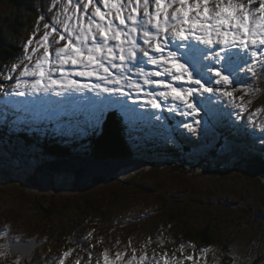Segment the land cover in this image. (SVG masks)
Here are the masks:
<instances>
[{
	"label": "rangeland",
	"instance_id": "374dc122",
	"mask_svg": "<svg viewBox=\"0 0 264 264\" xmlns=\"http://www.w3.org/2000/svg\"><path fill=\"white\" fill-rule=\"evenodd\" d=\"M192 2L190 0V4ZM242 2L247 3V0ZM36 5L38 15L23 40L25 44L29 38L34 41L28 49L32 60L23 59L25 51L22 49V59L14 64L18 65L15 71L11 72L13 65L6 69L13 77L3 82L8 94L24 65H34L37 57L42 56L38 52L44 51L40 42L45 21L39 17L44 15L51 22L56 13L62 11L63 0H36ZM24 6L22 13H27ZM259 6L260 0H253L249 5L252 9ZM176 7L179 5L170 6L169 12ZM208 7L215 10L214 0H209ZM13 10L12 0H0V30L7 29L3 17ZM32 48L36 49L35 53ZM243 59L247 56L241 53L240 60ZM251 88L257 90L234 91L232 103L227 99L217 103L215 98L209 97V103L201 105L200 115L196 117L201 123L195 134L179 126L181 121L192 123L191 117L163 111L158 113L162 119L156 121L148 115L153 110L127 101V105L136 108L128 119L133 126V141L129 143L134 159L143 162L121 169L112 180L98 186L90 183L79 190L74 188L75 174L65 171L56 174L55 190L29 185L28 177L45 160H51L47 159L50 157L39 147L25 146L15 135L0 133V137L13 142L10 148L0 139V249L7 252L0 256V264H17V261L19 264H59L65 251L70 253L64 258L65 264H76L77 260L80 264H97V261L103 264L105 250L109 258L119 264H165V261L167 264H228L230 260L231 264H264V180L240 167L243 161L251 162L254 156L264 158V151L260 149V137L264 136L261 132L264 76L251 82ZM41 95L44 94L18 96L17 100L37 107L45 105L42 103L59 105L49 119L57 135L64 136L63 141L72 153L79 156L89 153V132H85L89 126L85 123L96 122L98 113L91 112V106H87L94 103L97 107L95 94L64 93L60 95V104L55 98H40ZM3 96L7 97L5 90ZM13 97L9 99L15 101ZM71 105L81 109L80 115L82 109L87 108V115L76 119L69 113ZM114 107H107L102 118ZM238 108L245 109L239 116ZM42 110L47 112L45 106ZM63 115H67L65 120L71 121H65ZM168 121L178 123L175 131L184 132L183 141L167 131ZM171 148H176V155L170 153ZM178 153L185 157L184 171L175 169ZM207 154L211 174H216L217 169L221 175H206L200 180L191 178L203 172H196L194 166ZM174 194L184 197V203H177ZM97 208L105 209L103 216H94ZM48 209H53L54 213L46 214ZM173 213L176 219L171 218ZM108 214L112 224L102 223ZM207 225L213 228L212 237L216 241L211 246L184 236L186 227L198 230ZM89 233L102 241L83 238ZM57 236H61L58 241ZM14 243L18 246L17 258L12 256ZM181 244L184 245L182 251ZM34 246L37 250L27 259ZM118 253L121 259H117ZM189 255L193 256L192 260L187 259ZM141 256L145 257L144 261H140Z\"/></svg>",
	"mask_w": 264,
	"mask_h": 264
},
{
	"label": "snow or ice",
	"instance_id": "6c2138e0",
	"mask_svg": "<svg viewBox=\"0 0 264 264\" xmlns=\"http://www.w3.org/2000/svg\"><path fill=\"white\" fill-rule=\"evenodd\" d=\"M214 2L215 10L209 9V0L191 4L190 0H63L62 11L43 25V55L34 65H24L10 94L94 93L96 125L107 107L136 111L127 105L130 100L132 105L153 110L148 115L156 121L162 119L158 113L163 111L191 117L192 123L181 121L179 126L195 134L201 123L196 117L209 97L217 103L224 99L232 103L234 91H256L251 82L264 76V0L256 9L249 7L253 0ZM60 42L63 46L53 48ZM33 43L32 38L26 42L24 60H32L28 49ZM241 53L247 59L241 61ZM17 67L13 65L11 72ZM12 78L9 74L8 79ZM244 111L238 108L237 115ZM260 149L264 151V136ZM6 254L0 249V256ZM69 255L65 251L59 264H65ZM103 264H116L107 250Z\"/></svg>",
	"mask_w": 264,
	"mask_h": 264
},
{
	"label": "trees",
	"instance_id": "16d2710c",
	"mask_svg": "<svg viewBox=\"0 0 264 264\" xmlns=\"http://www.w3.org/2000/svg\"><path fill=\"white\" fill-rule=\"evenodd\" d=\"M12 4L15 5V10H13L12 13H7L3 17V19L7 22V29L5 30V32L0 30V85L2 86V90L0 91V127L3 132L15 135L16 139L24 143L25 146L31 145L43 149L50 157L47 159L61 160L68 159L71 156H76V154L71 152L68 147V144L63 141L62 137L64 136L62 134L57 135L55 131L56 127L53 126L52 122L49 120L50 118H52L51 112L57 108L59 109V105L41 102L45 105L37 107L33 104L26 105V101L20 102L19 100H17L18 98L16 96L13 97V95L10 94L11 92L7 94L8 98L3 96V91L6 89L3 82L9 76L8 72L6 73L5 71L9 68L10 65L17 64V62L22 59L20 53L21 50L25 48V43L23 42V40L25 38V35L31 30L34 18L38 15L35 11L37 9L36 0H12ZM23 5H25L24 7H26V9L28 10V14L22 13ZM43 21H45V23H50L47 18H45V20ZM55 45H53V48ZM60 46L61 43L57 44L56 47ZM38 54L43 55V52L39 51ZM12 97L15 99V101L9 99ZM42 97H44V95L40 96V98ZM43 106L46 107V113L42 110ZM70 107L71 111L69 113L74 114L73 117H76V119H79L80 117H85V115H87L88 113L87 108H83L82 115H80V108L75 105H71ZM89 110H91V112L93 113H97L96 106L91 105ZM63 117L64 119H67L66 115H63ZM127 117L128 113L126 112V110L124 108H120V110L118 109L112 111L111 113H107L104 118H101L99 125H96V122L93 121L86 123L84 122L85 125L89 126L85 128V132H89V136L87 138H89L90 147V152L85 154L84 156H90L98 160L104 161L115 158L134 159V150L132 149V146L129 143L133 141L131 140L133 126L129 122ZM106 121L108 122L106 123ZM176 127L177 123L175 121L167 122V129H172ZM180 133L181 135L184 134V132ZM181 135L179 133H176L177 138H179L180 141H183ZM0 139L7 143L9 145L8 147H10L13 143L11 140L4 137H0ZM169 151L173 155L177 154L176 148H171ZM209 159L210 157L207 154L204 156V158L201 159V162H195V171L203 172L194 174L191 178L200 180L206 175H221L217 173V169L214 170L216 171V174H211L209 167ZM251 160V162L243 161L242 164L254 162L264 164V158L260 156H256ZM184 162H186L185 157L179 155L178 159L174 160L175 169H180L184 171L186 166L184 165ZM104 182L105 179L95 178L92 180L91 183L93 185L98 186L99 184H102ZM118 196L119 195H117V197ZM179 196L180 195L177 196L174 194L173 198H176L175 201L181 204L183 202L182 199L184 197L180 198ZM61 210L63 209L61 208ZM64 211H67V209H64ZM103 211H105V209L102 210L100 208H97L95 210L96 213H94V216H103ZM45 213L49 215L51 213H54V211L53 209H48L45 211ZM174 216L175 213L171 215V218L176 219L177 217L174 218ZM112 222L113 221L109 217V214L105 217L104 220H102V223L104 224H112ZM185 229L186 230L184 231V236L186 238L196 239L202 242L204 245L209 246L213 245L216 242L215 239L212 237L213 228H211V226L209 225L204 226L203 228L198 230H191V228L187 227ZM62 235L63 233L61 234V236ZM61 236H57L56 241H58ZM90 237H92V235L89 236L88 234H86L83 238H86L87 240ZM91 239H93V241L95 242L102 241L101 238H99L98 236H96L95 238L92 237ZM108 242H110V240ZM12 256L17 258L19 255L12 254ZM228 264H231V260Z\"/></svg>",
	"mask_w": 264,
	"mask_h": 264
},
{
	"label": "water",
	"instance_id": "95a60500",
	"mask_svg": "<svg viewBox=\"0 0 264 264\" xmlns=\"http://www.w3.org/2000/svg\"><path fill=\"white\" fill-rule=\"evenodd\" d=\"M143 160L131 159V158H115L109 159L107 161L98 160L90 156H71L68 159H57L48 160L40 164L39 167L35 168L33 174L27 179L29 185L38 188L56 189L55 176L57 173L63 171L75 174V189H82L88 186L93 179L101 178L105 180H112L121 171L128 167H133L141 164ZM241 168L253 172L255 175L259 176L264 180V165L257 163H246L241 165ZM25 245L26 242H21ZM14 243L12 246L13 254L17 255L16 246ZM36 246L28 254L27 257L35 252ZM23 253V251H20Z\"/></svg>",
	"mask_w": 264,
	"mask_h": 264
},
{
	"label": "bare ground",
	"instance_id": "6f19581e",
	"mask_svg": "<svg viewBox=\"0 0 264 264\" xmlns=\"http://www.w3.org/2000/svg\"><path fill=\"white\" fill-rule=\"evenodd\" d=\"M93 105H95V104L93 103ZM119 110H120V109H119ZM140 110H141V109H140ZM51 113H52L51 115H55V114H54V111H52ZM133 117H134V116H133ZM134 120H135V119H134ZM138 122H139V121H138ZM136 123H137V122H136ZM138 124H139V123H138ZM257 157H258V156H257ZM259 159H260V158H259ZM262 163H263V162H262ZM36 243L38 244V242H36ZM36 250H37V249H36ZM21 253H22V252H21ZM31 256H32V255H31ZM21 257H23V255H21ZM29 258H30V257H29Z\"/></svg>",
	"mask_w": 264,
	"mask_h": 264
}]
</instances>
